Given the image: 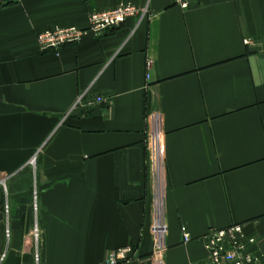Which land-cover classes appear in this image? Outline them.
<instances>
[{
	"label": "crops",
	"instance_id": "obj_1",
	"mask_svg": "<svg viewBox=\"0 0 264 264\" xmlns=\"http://www.w3.org/2000/svg\"><path fill=\"white\" fill-rule=\"evenodd\" d=\"M122 4L149 15L89 30ZM70 27L80 43L40 50ZM246 39L264 43V0H0V264H107L129 246L125 264H154L159 193L164 264L204 262L208 231L232 224L264 258V44ZM84 94L111 101L83 113Z\"/></svg>",
	"mask_w": 264,
	"mask_h": 264
},
{
	"label": "built area",
	"instance_id": "obj_2",
	"mask_svg": "<svg viewBox=\"0 0 264 264\" xmlns=\"http://www.w3.org/2000/svg\"><path fill=\"white\" fill-rule=\"evenodd\" d=\"M6 2H14L17 0H2ZM182 9L186 10L192 4V0H177ZM149 15L148 9H138L130 4H122L111 11L93 12L90 14L89 30L97 35H104L107 32L122 27L129 19L135 17L145 18ZM86 31L76 28H60L52 31H46L38 36L37 42L42 52L59 51L64 47L76 45L80 43ZM248 47H262L264 43H258L251 39L244 41ZM264 46V45H263ZM151 65V63H149ZM86 94L82 95L78 100L76 108L83 113L89 112L93 107H100L108 104L111 99L98 95L92 100L86 102ZM154 119H160L156 115ZM154 149L157 153V159L163 158L161 138L158 133L152 134ZM35 166V161L31 162ZM7 179L4 177L0 180V185L7 193ZM162 184V181L159 180ZM157 212L156 219L152 228L155 244L154 264H164L163 253L166 250V233L167 227L163 215L164 193L157 195ZM34 211L38 212L37 193H35ZM5 212L10 213V207L7 204ZM245 226L243 224H232L224 229L211 228L204 237L205 247L208 258L204 262L193 264H263L264 258L258 249V238L256 236H247L244 233ZM183 239L185 243L192 241L191 235L185 227L182 228ZM11 231L9 226L6 229V237L9 240ZM34 240L39 247L41 232L36 225L34 228ZM138 251L135 247H125L112 252L107 259V264H125L135 260ZM4 258V257H3ZM36 262L40 263L39 251H36Z\"/></svg>",
	"mask_w": 264,
	"mask_h": 264
},
{
	"label": "trees",
	"instance_id": "obj_3",
	"mask_svg": "<svg viewBox=\"0 0 264 264\" xmlns=\"http://www.w3.org/2000/svg\"><path fill=\"white\" fill-rule=\"evenodd\" d=\"M203 1H205V0H194V2H196V3H201V2H203ZM115 30V29H114Z\"/></svg>",
	"mask_w": 264,
	"mask_h": 264
}]
</instances>
